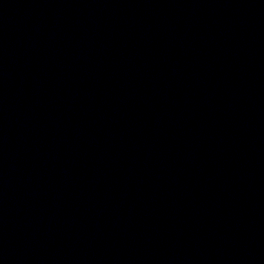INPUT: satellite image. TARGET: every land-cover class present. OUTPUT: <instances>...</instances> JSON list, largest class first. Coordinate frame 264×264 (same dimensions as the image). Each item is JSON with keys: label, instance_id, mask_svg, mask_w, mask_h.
Segmentation results:
<instances>
[{"label": "water", "instance_id": "95a60500", "mask_svg": "<svg viewBox=\"0 0 264 264\" xmlns=\"http://www.w3.org/2000/svg\"><path fill=\"white\" fill-rule=\"evenodd\" d=\"M0 264H264V0H0Z\"/></svg>", "mask_w": 264, "mask_h": 264}]
</instances>
